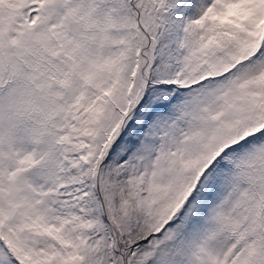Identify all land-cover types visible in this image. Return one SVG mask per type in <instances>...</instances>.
<instances>
[{
	"label": "snow or ice",
	"instance_id": "obj_1",
	"mask_svg": "<svg viewBox=\"0 0 264 264\" xmlns=\"http://www.w3.org/2000/svg\"><path fill=\"white\" fill-rule=\"evenodd\" d=\"M0 264H264V0H0Z\"/></svg>",
	"mask_w": 264,
	"mask_h": 264
}]
</instances>
